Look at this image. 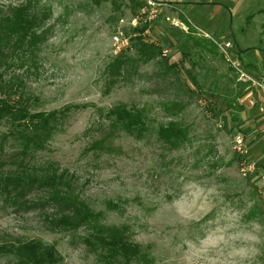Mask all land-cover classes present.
Returning <instances> with one entry per match:
<instances>
[{"label":"rangeland","instance_id":"rangeland-1","mask_svg":"<svg viewBox=\"0 0 264 264\" xmlns=\"http://www.w3.org/2000/svg\"><path fill=\"white\" fill-rule=\"evenodd\" d=\"M31 1L49 9V29L37 69L22 77L23 96L31 112L68 110L34 161L55 163L79 199L100 211L105 225L126 226L129 240L147 250L153 264H264V199L258 190L264 137L256 127L264 118L255 122L252 113L260 107L237 99L240 82L196 29L221 41L230 38L219 35H230L240 61L264 71V0ZM172 20L184 21L187 32ZM140 28L160 49L158 58L138 60L134 37ZM117 31L127 36V48L114 46ZM117 53L130 58L125 75L108 72ZM170 63L176 68L165 69ZM193 80L197 88L190 91L185 84L195 88ZM173 102L180 103L178 110L170 109ZM118 103L145 113L138 138L117 130L106 135V112ZM168 122L184 133L174 147L157 138ZM241 128L248 140L243 158L231 148ZM4 130L0 125V135ZM101 139L102 148L91 147ZM10 144L0 154L4 160L11 158ZM243 160L256 162L248 176L241 174ZM25 206L0 200L1 240L39 238L56 246L60 264H97L81 241L82 229L52 231L47 207Z\"/></svg>","mask_w":264,"mask_h":264},{"label":"trees","instance_id":"trees-1","mask_svg":"<svg viewBox=\"0 0 264 264\" xmlns=\"http://www.w3.org/2000/svg\"><path fill=\"white\" fill-rule=\"evenodd\" d=\"M3 8L0 5V125L5 130L0 135V154L10 141L9 147L13 152L11 158L4 160L0 157V200L11 201L18 208L26 207V203L31 204L28 208L47 207L50 211L45 215V220L52 231L82 229L81 241L90 252L96 254L97 264H153L147 250L129 240L126 226L105 225L101 221V212L93 211L84 200L79 199L66 180L64 171H59L55 163L34 161L36 153L46 150L50 139L60 130L68 111L31 112L29 101L23 96L25 83L22 77L31 69H37L39 53L49 29L45 27V21L50 12L48 8H39L31 0ZM143 29L140 28L134 37L137 44L134 47L137 48L138 60L146 62L158 58L161 52L153 42L140 34ZM195 43L198 44L197 39ZM129 61L130 58L124 54H117L108 64V72L111 75H125L129 71ZM158 64L163 67L165 63L159 61ZM176 65L170 63L165 69L173 70ZM193 82L195 88L187 82L185 84L190 91L197 88L196 80ZM110 83L108 87L114 84ZM241 87H245V84L240 82L237 99H244L249 92L242 91ZM222 100L229 102L223 97ZM179 106V102H173L170 109L178 110ZM106 117L109 121L108 136L117 130L138 138L145 128V113L125 103L111 106ZM231 118L238 121L235 115ZM224 121V126L225 123L228 125L229 120L225 118ZM241 131L246 134L244 129ZM183 136L177 122H168L158 128V140L172 147L182 142ZM100 141L102 139L94 141L91 147L102 148ZM7 162L14 166L4 169ZM30 196L32 201H27ZM61 262L62 256L53 243L39 238L0 239V264Z\"/></svg>","mask_w":264,"mask_h":264},{"label":"built area","instance_id":"built-area-1","mask_svg":"<svg viewBox=\"0 0 264 264\" xmlns=\"http://www.w3.org/2000/svg\"><path fill=\"white\" fill-rule=\"evenodd\" d=\"M139 14L142 15L141 12H139ZM167 20H169V18H167ZM172 23L175 27L182 28V30L187 32L185 27L186 23L184 21L180 20V22H178L172 20ZM196 29L198 30L197 33L198 35L201 34L203 37L209 39V41H211L216 46V48L224 58L225 62L227 63L228 67L236 76L237 81L245 84L246 90H249L248 94L243 99L244 101L247 102V107L254 108L256 106L257 107L259 106L260 107L259 109H263L264 108V75L251 74L245 68L244 64L240 61L237 54L234 52L233 50L234 46L231 41L229 40L221 41V39L217 40L208 33L201 30L200 28L197 27ZM113 38H114L113 39L114 46L118 50L125 49L129 45L128 38L126 35L122 33V31H117L116 34L113 35ZM162 53H163L162 55H165L167 51L163 50ZM259 132H261L262 136L264 137V127L260 128ZM231 140H232L231 148L233 152L237 154L239 158H243L244 156H247L248 148L243 133L240 131H236L235 134H233ZM241 164H242L241 174L243 176H248L257 169L255 161L247 162V160L246 161L243 160ZM260 181L261 184L258 190L260 195L264 199V173H261Z\"/></svg>","mask_w":264,"mask_h":264},{"label":"crops","instance_id":"crops-1","mask_svg":"<svg viewBox=\"0 0 264 264\" xmlns=\"http://www.w3.org/2000/svg\"><path fill=\"white\" fill-rule=\"evenodd\" d=\"M178 2V1H177ZM187 2H189V1H183V3H187ZM194 4H198V3H194ZM198 28H200L199 26H198ZM201 30H203L204 32H206V33H209V32H207L206 30H204V29H201ZM209 35H211L213 38L215 37V35H213V33H209ZM225 36H229V38L232 40L231 42L233 43V46H234V48H233V50H234V52L236 53L237 51H236V49H235V41H233V39L231 38V36L230 35H219V37L221 38V37H225ZM206 39V38H205ZM230 39H229V41H230ZM245 66V68L251 73V74H255V75H264V71H260V70H258L255 66H253V65H251V64H245L244 65ZM252 109V108H251ZM252 115H253V119L255 120V122H257V120L259 119V117L260 118H264V110L263 109H257V110H255L253 113H252ZM262 116V117H261ZM252 119V120H253ZM259 120H261V119H259ZM246 123H244V125H245ZM258 129H260V128H262V127H264V121L262 122V123H260V124H258L257 126H256ZM244 129V128H243ZM255 130V129H254ZM257 130V129H256Z\"/></svg>","mask_w":264,"mask_h":264}]
</instances>
